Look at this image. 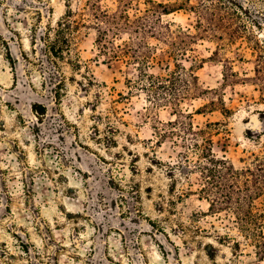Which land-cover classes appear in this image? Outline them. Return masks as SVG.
<instances>
[{
  "label": "rangeland",
  "instance_id": "rangeland-1",
  "mask_svg": "<svg viewBox=\"0 0 264 264\" xmlns=\"http://www.w3.org/2000/svg\"><path fill=\"white\" fill-rule=\"evenodd\" d=\"M86 1L0 0V264H264L230 215L210 211L198 174L191 185L178 173L171 179L166 163L182 148L171 138L156 145L154 117L173 119V109H151L145 92H131L134 61L102 55L95 29H82L72 48L81 69L60 61L66 86L59 96L57 70L41 42L40 61L25 58L35 29L55 26L68 4L77 9ZM155 1L176 9L162 15L165 23L195 35L177 61L193 67L203 93L182 107L196 126L218 123V158L237 169L251 165L264 153L255 42L226 38L231 24L221 22V7L264 44V0ZM201 2L214 8L207 32L197 29L199 16L190 9ZM102 4L117 8L116 0ZM138 8H146L143 0L133 1L131 14ZM148 42L160 61L151 72L174 67L165 44ZM34 104L47 113L34 112ZM263 201L256 205L264 212ZM226 231L239 248L221 240Z\"/></svg>",
  "mask_w": 264,
  "mask_h": 264
},
{
  "label": "trees",
  "instance_id": "trees-1",
  "mask_svg": "<svg viewBox=\"0 0 264 264\" xmlns=\"http://www.w3.org/2000/svg\"><path fill=\"white\" fill-rule=\"evenodd\" d=\"M133 1L116 0V9L105 8L102 0H87L77 9L68 4L66 13L55 26L48 25L41 33L34 30L31 52L25 58L33 62L30 57L34 56V59L40 61L38 45L41 42L48 62L56 67L57 74L52 75V78L56 80L59 96L66 86L60 61L70 63L74 69H81L80 61H73L72 48L82 29H95V44L102 55L109 59L134 61L138 65V74L135 79H128L131 92H145L151 109L162 106H172L173 109V119L162 121L157 115L154 117L156 145L161 140L171 138L182 148L174 161L166 163L171 179L175 183L178 173L187 181L185 185H191V177L198 174V193L210 202V211L230 215L246 243L253 245L257 257L264 260V212L256 205L258 200H264V153L255 155L251 165L242 169L235 168L228 160L214 154L212 127L218 123L196 126L193 113L181 105L186 98L199 97L203 93L193 67L187 68L177 61V56L187 52L195 35L181 27L173 29L171 22L163 21L162 15L175 11L173 7L155 0H143L146 8H138L137 12L131 14ZM190 6L199 16L197 29L207 32L209 29L205 22L211 19L214 8L204 2ZM222 10L223 7L221 22L231 24L229 31L224 33L226 38L232 41L243 37L255 42L253 49L257 54V64L254 79L264 90V44L253 31L247 30L241 22L237 23L233 13ZM123 34L128 35L127 40L118 43L117 39ZM253 36L256 38L253 39ZM150 37L167 46L169 57L176 59L174 67L167 63L164 72L150 71L154 64L160 63L156 61L154 48L148 42ZM221 41H224V37H221ZM32 109L42 115L47 113L46 108L40 104H34ZM191 192V188L183 189L180 197ZM262 204L264 206V201ZM221 240H232L236 247L241 246V242L233 238L229 231Z\"/></svg>",
  "mask_w": 264,
  "mask_h": 264
}]
</instances>
